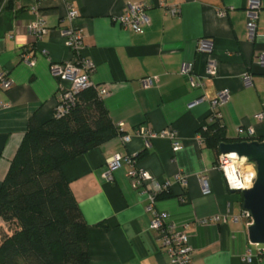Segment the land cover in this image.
<instances>
[{
	"label": "crops",
	"instance_id": "1",
	"mask_svg": "<svg viewBox=\"0 0 264 264\" xmlns=\"http://www.w3.org/2000/svg\"><path fill=\"white\" fill-rule=\"evenodd\" d=\"M249 1L172 0L169 6L179 9L172 16L160 6L161 0H73L83 34L80 54L74 58L62 36L68 25L67 0H0V73L6 72L13 82L9 90L0 87V187L30 119L45 123L54 116L59 80L51 66L86 59L94 65L92 90L112 123H124V132L133 136L128 144L118 136L62 167L89 225L92 264L170 262L158 232L151 229L148 194L135 190L128 178L129 157L157 182L171 183L155 210L189 236L192 264H264V251L249 240L252 220L243 217L241 194L227 188L216 168V152L205 138L197 139L209 126L211 102L224 91L229 99L219 111L226 136L248 139L247 129L252 128L255 140L264 138V0L254 39L247 29ZM129 3L150 5L149 25L134 31L117 21ZM37 19L48 25L40 41L28 32ZM18 37H24L23 44ZM202 42L207 48L202 49ZM25 51L34 55L33 66L22 61ZM211 58L217 62V75L207 78ZM185 63L194 65L195 78L204 79V87L193 88L182 76ZM246 74L250 84L244 81ZM154 77V86L144 89L141 80ZM100 87L107 88L106 96L99 95ZM258 114L261 120L255 119ZM138 128L155 133L172 129L183 148L174 152L164 138L147 147L135 136ZM117 154L122 166L108 181V161ZM180 174L188 179L186 188L179 184ZM205 189L210 193L204 194ZM212 217L221 221L205 223Z\"/></svg>",
	"mask_w": 264,
	"mask_h": 264
},
{
	"label": "trees",
	"instance_id": "2",
	"mask_svg": "<svg viewBox=\"0 0 264 264\" xmlns=\"http://www.w3.org/2000/svg\"><path fill=\"white\" fill-rule=\"evenodd\" d=\"M199 133L218 157L222 143L264 142L230 139L221 120L212 116ZM120 134L92 88L78 94L65 117L45 123L30 119L0 187V264H92L89 225L62 167Z\"/></svg>",
	"mask_w": 264,
	"mask_h": 264
},
{
	"label": "built area",
	"instance_id": "3",
	"mask_svg": "<svg viewBox=\"0 0 264 264\" xmlns=\"http://www.w3.org/2000/svg\"><path fill=\"white\" fill-rule=\"evenodd\" d=\"M3 1L6 3L10 0ZM67 1L68 12L66 20L68 25L63 30L62 36L65 46L75 58L80 54V48L83 45V34L76 25L78 12L73 5V0ZM171 1L172 0H161L160 6L170 15L177 16L179 14V9L176 6H169ZM261 8L262 4L260 0L249 1L247 29L251 39H254L257 35V21ZM149 9L150 5L146 3H129L124 14L119 17L117 21L125 28L139 31L144 26L150 24V18L147 15ZM47 31L48 25L43 19H37L28 25V32L35 41L42 40L47 34ZM201 47L202 49L207 48V43L202 42ZM22 61L33 66L35 64V57L30 51H25L22 54ZM261 64L264 66V55L261 56ZM51 72L59 80V92L53 117L61 119L70 112L72 107L75 106L78 94L95 87L92 81L94 65L86 59L79 58L76 62L68 61L62 64H53L51 66ZM181 74L187 78L189 84L193 88H202L205 86L204 79L197 80L195 78L193 64H183ZM206 75L207 78H213L217 75V62L213 58L208 61ZM157 80V77L145 78L141 80L142 87L144 89H149L154 86ZM244 81L246 84H250L251 78L248 74L244 75ZM12 86L13 82L8 74L6 72L0 73V87L4 90H9ZM97 90L100 96H106L108 94V90L105 87L97 88ZM228 99L229 93L227 91L219 93L211 102L212 110L210 117L212 116L213 118L221 120L219 109L226 104ZM262 118V114L255 116V119L258 120H261ZM117 128L118 131L122 133L119 137L122 138L124 144H128L133 136L124 132V123L117 124ZM247 132L250 137L254 134L252 128H248ZM135 136L142 138L147 147L151 145L152 141L158 138H164L172 142L174 152L183 148L177 132L169 128L161 133H155L146 128H138L135 131ZM197 139L202 141V135L200 133L198 134ZM122 159V156L117 154L108 161V171L105 174L106 180H113V172L121 168ZM127 161L131 165V170L128 172V178L131 181L132 187L141 193L148 194L150 204L147 209L153 214L151 229L158 232L160 240L170 257L169 264H192V248L190 246L189 236L184 231L177 230L176 225L169 222L166 214H160L155 210L157 196L170 191L172 187L171 183L169 181L163 183L157 182L151 174L142 169L136 168L134 158L129 157ZM216 168L222 173L226 186L230 191L241 192L250 189L253 186L257 174L255 166L250 163L247 158H240L236 154H220ZM178 181L183 188L187 187L188 179L186 176L183 174L178 175ZM209 193L210 190H204V194ZM243 217L250 216L248 213L244 212ZM236 220H238V218H236ZM220 221V217H212L209 220H205V223H219ZM226 221V219H223L224 223H226ZM247 259L250 260V257H247L246 260Z\"/></svg>",
	"mask_w": 264,
	"mask_h": 264
},
{
	"label": "water",
	"instance_id": "4",
	"mask_svg": "<svg viewBox=\"0 0 264 264\" xmlns=\"http://www.w3.org/2000/svg\"><path fill=\"white\" fill-rule=\"evenodd\" d=\"M219 151L222 155L236 154L240 158L245 157L255 166L257 174L253 186L241 192H232L241 194L242 208L252 220L248 227L251 244L264 251V142L222 143Z\"/></svg>",
	"mask_w": 264,
	"mask_h": 264
},
{
	"label": "clouds",
	"instance_id": "5",
	"mask_svg": "<svg viewBox=\"0 0 264 264\" xmlns=\"http://www.w3.org/2000/svg\"><path fill=\"white\" fill-rule=\"evenodd\" d=\"M17 40L20 44L24 43V37H18Z\"/></svg>",
	"mask_w": 264,
	"mask_h": 264
}]
</instances>
